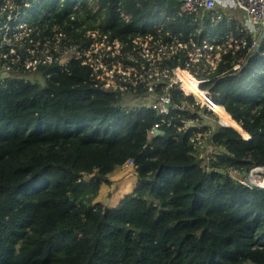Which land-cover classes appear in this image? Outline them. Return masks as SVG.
I'll return each mask as SVG.
<instances>
[{
	"label": "trees",
	"instance_id": "16d2710c",
	"mask_svg": "<svg viewBox=\"0 0 264 264\" xmlns=\"http://www.w3.org/2000/svg\"><path fill=\"white\" fill-rule=\"evenodd\" d=\"M14 1L17 21L27 19L32 31L13 42L22 65L0 55V63L11 64L0 82V264H264V188L224 171L232 164L248 172L264 167V40L239 72L233 66L247 50L228 47L215 70L206 71L213 99L252 136L218 126L212 141L218 152L206 168V148L184 128L187 120L203 124L193 96L172 89L173 109L150 137L162 116L147 106L127 107L119 90L98 85L89 64L94 55H87L92 29L137 55L133 38L158 36L145 21L163 20L159 8L172 15L179 0ZM210 22L207 15L205 31L224 40L223 29ZM183 25L189 30H179ZM164 30L182 42L203 41L191 34L188 16ZM32 49L56 57L69 50L72 59L67 69L59 61L39 64L41 83L24 65ZM179 54L163 63L183 65L187 52ZM131 90L150 97L145 88ZM130 159L139 179L134 192L115 208L96 201L108 175Z\"/></svg>",
	"mask_w": 264,
	"mask_h": 264
},
{
	"label": "built area",
	"instance_id": "2783aa9c",
	"mask_svg": "<svg viewBox=\"0 0 264 264\" xmlns=\"http://www.w3.org/2000/svg\"><path fill=\"white\" fill-rule=\"evenodd\" d=\"M9 1L3 0L0 3V32H2V40L0 45V55L7 57L8 54L13 56V63L21 64V55L18 47L13 45V42L23 41L24 35H28L32 31L31 26L23 25L17 21L18 15L16 8L11 9ZM180 7L172 15L168 11L158 9V12L164 16L163 20L149 19L145 21V29L152 27L156 30L157 37L151 33L144 35H137L131 40L133 43V51L123 53L124 42L118 38L110 41L108 34H102L99 29H92L88 31V36L94 39V43L101 41L98 44H93L92 53L96 56V62H90L92 67L91 76H94L102 88L107 90L122 91L123 85H127L129 89L137 91L140 87L149 91L152 98L150 102L142 103V106L152 108L159 115L162 116L161 121L154 124L150 129L149 135L154 136L158 134L161 129V123L165 122V117L171 113L173 109V98L171 90H179L185 95H191L195 98V103L192 106H199V110H203L206 114L216 118L219 117L218 126L232 127L240 132L244 139L249 140L252 138L250 134L245 132L242 126L234 120L226 110L217 103L211 95V86L206 85L210 79L206 73L207 70L214 71L218 62L221 60V51L224 47L234 48L236 50H247L246 55H241L238 61L233 66L234 73L239 72L248 58L251 56L252 51L258 43L260 35L264 27V0H234L236 5L242 9L247 15V26H236L237 29L229 28L225 30V37L220 44H216L217 39L213 38L212 44L208 45L205 40L197 45L195 41L190 38L189 42H182L177 35H173L169 31H165L164 27L169 21L177 22L185 16L190 18V24L194 26L191 34L196 35L201 33L203 20L209 15L211 20V28L215 21L219 22L222 17L215 11V0H179ZM5 13L7 15L5 16ZM121 17L127 22L132 20L130 15L125 10H121ZM24 19V18H23ZM22 19V21H23ZM179 19V20H178ZM3 22V23H1ZM3 24V25H1ZM9 28L8 30L6 29ZM28 27V28H24ZM4 28L6 30H4ZM200 29V30H198ZM166 36L170 40H166ZM251 36V44L249 45V37ZM59 43V39H57ZM9 47H3L5 44ZM50 46V43H47ZM100 45L102 47H100ZM51 47V46H50ZM58 47V46H56ZM6 50V52H5ZM40 56L36 54V49L30 50L31 58L26 60L24 65L28 71H37L39 64H49L54 61H59L60 65L67 69V64L71 59L63 61V57H56L49 50H43ZM187 52V57L183 65H176L169 67L163 63V60L176 58L180 56L179 52ZM76 57H81L78 50H74ZM44 55V56H43ZM126 55V56H125ZM89 56V55H88ZM111 57V58H110ZM126 57V61L123 58ZM110 58V60H105ZM12 63V64H13ZM86 64L87 62L84 61ZM163 64V65H162ZM166 65V66H164ZM141 66V67H140ZM205 66V68H201ZM11 64L7 62L0 63V82H3L10 71ZM201 74L202 76H198ZM161 86L160 89H158ZM127 88V87H126ZM149 97V98H150ZM185 129H192L193 135L191 140L196 138L200 140L198 146H204V132L202 126L195 120H187L184 124ZM201 138V139H200ZM214 147V146H213ZM215 148V147H214ZM218 150L209 148V153L206 154V164L211 158L215 157ZM125 165H136L132 159L128 160ZM208 168V167H207ZM262 172L264 167H262ZM225 173L236 180L245 183L244 176H240L241 169L238 165H226ZM264 178V173L262 174ZM246 184V183H245ZM261 186V185H259ZM264 188L263 186H261Z\"/></svg>",
	"mask_w": 264,
	"mask_h": 264
},
{
	"label": "crops",
	"instance_id": "0c3cea01",
	"mask_svg": "<svg viewBox=\"0 0 264 264\" xmlns=\"http://www.w3.org/2000/svg\"><path fill=\"white\" fill-rule=\"evenodd\" d=\"M216 1V7L215 11L218 15L222 17V20L219 22L215 21L213 23V28H222L225 33V30H229V28L237 29L236 26H247V15L246 13L240 9L234 0H215ZM211 21V20H210ZM211 23V22H210ZM202 31L204 30L205 25L201 26ZM211 27V25H210ZM179 30H185L188 31L189 27L183 25L179 28ZM200 30V29H198ZM201 33H198L197 35H200ZM218 41H223V39L215 38ZM201 124V123H200ZM208 127L204 123L201 124L202 129L204 131V136L207 135V132L211 131L210 127L206 129L204 126ZM208 137H204L203 141H205ZM206 142L204 143L205 147ZM108 178L110 180V183L101 184L100 185V193L98 195V198L96 201L100 202L103 205H106V207L109 208H115L123 198L134 192L136 189L139 179L138 174L136 172V169L133 166L129 165H121L117 166L112 174L108 175ZM108 193L109 198L107 199V204L104 203V200L102 199V196Z\"/></svg>",
	"mask_w": 264,
	"mask_h": 264
},
{
	"label": "rangeland",
	"instance_id": "374dc122",
	"mask_svg": "<svg viewBox=\"0 0 264 264\" xmlns=\"http://www.w3.org/2000/svg\"><path fill=\"white\" fill-rule=\"evenodd\" d=\"M9 5H10V8L11 9L16 8V10H18V6L19 5L17 4L16 1H14V0L13 1H9ZM0 16L3 17L1 13H0ZM28 22L29 21L24 18L23 21L20 20L18 23L22 24L20 27H22L25 24L28 25V26H30L28 24ZM1 23H3V22H1ZM99 23H100V21H99ZM99 23H97V24H99ZM1 25H3V24H1ZM7 26L8 25H6V29L8 30L9 28H7ZM24 28H28V27H24ZM6 29L4 28V30H6ZM215 29H217V27ZM220 30H222V28H220ZM212 31L213 30L205 31V28H204L203 32L200 34V36H202V39L205 40L208 45H210L213 42H215V41H213V38H212ZM87 36H88V32H87ZM61 37H62V34L61 33L56 34V39H59L60 40ZM100 42L101 41H98L97 43H94V44H98ZM36 45H38V44H36ZM100 47H102V46L100 45ZM87 55H90V53L87 52ZM62 57H63V61L64 62L67 59H72L71 51H69V50L65 51L64 54L62 55ZM209 70H210V68H209ZM30 72H31L30 73V79L31 80H36V81H39V82L43 83V81H42L43 80L42 79V75L40 73H37L36 71H30ZM120 92L122 93V95L124 97V103H125V105L127 107H138V106L142 105V103H147V100H149V96H142V95H140L141 97L138 98L137 96L131 94L132 93V90H131V88L129 89V87L127 85H123V90L120 91ZM208 116L209 117H212L210 115H208ZM212 118H214V117H212ZM218 118L219 117H216L214 119H216L219 122ZM202 131L204 132L205 130L202 129ZM205 137H208V138L205 141H203L204 143L206 142V145H205L206 151H204V154L206 155L207 153H209V148L210 147H212L214 150H218V148L215 145H213V143L211 141V131L207 132V135ZM193 141L197 145L200 140H198L196 138ZM209 141H210V143H209ZM203 165H206V168H207L206 161L203 163ZM262 169H263L262 167H259V168L258 167H255V168L251 169L249 172L247 171L246 176H248V178H249L250 175H254V176L257 175V176H261L262 177V174L264 173V170L262 172ZM240 172H241L240 173V176H244V173L243 172H246V171L241 170ZM90 178H91V175L90 176H87V179H90ZM108 198H109V196H108V193L106 192V194L102 196V199L104 200V203L105 204H107V199ZM104 206H106V205H104Z\"/></svg>",
	"mask_w": 264,
	"mask_h": 264
},
{
	"label": "water",
	"instance_id": "95a60500",
	"mask_svg": "<svg viewBox=\"0 0 264 264\" xmlns=\"http://www.w3.org/2000/svg\"><path fill=\"white\" fill-rule=\"evenodd\" d=\"M263 40H264V27H263V31H262V33L260 35V38H259L258 43L256 44L254 50H257L259 48V46H260V44L262 43ZM194 113L198 114L202 118L204 124L207 125L208 127H210V129H211V141H213V137H214L215 132L217 131V128H218V121L216 119L212 118V117H209L208 114H206L203 110H197ZM243 173H244L245 183L247 185H254V186L261 187L258 184L250 181L248 176H246L247 171L243 172Z\"/></svg>",
	"mask_w": 264,
	"mask_h": 264
},
{
	"label": "bare ground",
	"instance_id": "6f19581e",
	"mask_svg": "<svg viewBox=\"0 0 264 264\" xmlns=\"http://www.w3.org/2000/svg\"><path fill=\"white\" fill-rule=\"evenodd\" d=\"M249 179H250V181H252V182L264 187V178L263 177L257 176V175H255V176L254 175H250Z\"/></svg>",
	"mask_w": 264,
	"mask_h": 264
},
{
	"label": "clouds",
	"instance_id": "9594fccd",
	"mask_svg": "<svg viewBox=\"0 0 264 264\" xmlns=\"http://www.w3.org/2000/svg\"><path fill=\"white\" fill-rule=\"evenodd\" d=\"M90 55H91V53H90ZM90 55H89V56H90ZM96 58H97L96 56H92V60H94L93 63L96 62ZM89 62H92V61H89ZM89 64H90V63H89ZM90 66H91V65H90ZM91 68H92V67H91ZM92 70H93V69H92Z\"/></svg>",
	"mask_w": 264,
	"mask_h": 264
},
{
	"label": "flooded vegetation",
	"instance_id": "af4514ba",
	"mask_svg": "<svg viewBox=\"0 0 264 264\" xmlns=\"http://www.w3.org/2000/svg\"><path fill=\"white\" fill-rule=\"evenodd\" d=\"M73 50H75V49H73Z\"/></svg>",
	"mask_w": 264,
	"mask_h": 264
}]
</instances>
